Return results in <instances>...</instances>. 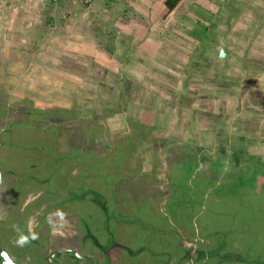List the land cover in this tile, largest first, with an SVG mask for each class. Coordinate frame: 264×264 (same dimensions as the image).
<instances>
[{"label": "rangeland", "instance_id": "rangeland-1", "mask_svg": "<svg viewBox=\"0 0 264 264\" xmlns=\"http://www.w3.org/2000/svg\"><path fill=\"white\" fill-rule=\"evenodd\" d=\"M100 2L0 0V212L8 205L11 209L0 227V246H5L10 224L18 221L16 203L23 201L28 189L68 198L84 183L80 190L98 185L109 209L85 199L70 203L83 216H93L90 226L99 222L110 231L96 233L104 246L128 239V246L146 245L159 252L160 241L169 240L164 233L152 232H165V221L175 217L169 209L175 188L169 175L170 153L179 160L185 154L196 157L201 169H194L187 184L192 194L193 189L206 190L205 198L219 181H231L252 167L251 158L259 157L264 166V61L256 53L248 55L241 53V47L225 45L230 31L215 27V16L206 7L198 10L193 0H181L171 12L164 0ZM109 3L111 10L105 9ZM52 6L61 8L51 13L47 9ZM221 48L224 59L218 57ZM48 110L58 113L50 116ZM29 113L45 117L29 119ZM84 126L92 127L96 135L89 155L80 152L85 144L70 140L82 138L79 128ZM40 135L49 140L39 139ZM94 157L99 161L87 162ZM188 163L182 161L190 175ZM105 165L119 171L105 174ZM108 174L113 175L110 185ZM253 183L252 189L245 183L241 190L258 192L264 184L262 173L257 172ZM45 194L40 191L38 201L46 199ZM177 200L188 206L183 195ZM191 204L197 210L198 202ZM63 207L61 202L55 204L56 209ZM37 209L29 207L20 216L33 220ZM182 209L176 218L185 223L178 229L185 247L246 253L242 242L224 244L229 233L225 224L219 223L215 233L209 219L224 222L229 217L218 207L209 212L202 206L195 216L191 209ZM242 209L244 215L234 220L252 221L254 215L262 219L253 209ZM108 215L123 220L119 231L135 230L139 236L113 232ZM128 220L134 221L132 225ZM252 237L248 243L257 245L264 258V234ZM248 252L247 260L224 264L254 262ZM217 257L212 255L211 262L222 261Z\"/></svg>", "mask_w": 264, "mask_h": 264}, {"label": "flooded vegetation", "instance_id": "flooded-vegetation-1", "mask_svg": "<svg viewBox=\"0 0 264 264\" xmlns=\"http://www.w3.org/2000/svg\"><path fill=\"white\" fill-rule=\"evenodd\" d=\"M40 191L45 194L44 190L39 189H28L23 193V201L16 203L20 211V214L16 213L18 221L10 224L11 232L4 235L6 238L3 239L5 246H0V249L17 264H23L29 260H32L34 264H141L140 259L148 260L144 264H224L223 260L211 262L214 254L209 251V248L205 250L200 247H185L181 239L178 237L174 239V236L167 243L160 241L159 252L152 251L146 245L128 246L125 242H130L128 239L122 240L123 244L120 242L113 246H104L96 233L101 230L105 234H110V231L105 230L102 224L100 226L99 222L90 226L93 216H83L81 209L75 208L70 203L69 197L60 198L55 196L53 191L45 194L46 199L38 201L36 196ZM57 202L64 204V207L56 209ZM6 204L8 205V202ZM9 206L4 208V212H0V227L8 220L6 218L11 216ZM29 207L39 208L35 211V213L38 211L37 214L33 213L36 215L33 220L30 215L20 216L24 215L21 212H26ZM5 212L6 214L3 215ZM106 217L114 227L113 232H121L123 236H126V232L128 237L139 236L137 234L139 231H119V223L123 220L111 218L109 215ZM129 224L132 225V223ZM99 226L103 229H99ZM152 233L163 234L164 232L153 231ZM194 233L193 231L189 234L190 238ZM39 247L40 251H38ZM172 249L175 251L172 252ZM210 249L214 250V248ZM38 252L44 260H38L39 255H36Z\"/></svg>", "mask_w": 264, "mask_h": 264}, {"label": "trees", "instance_id": "trees-1", "mask_svg": "<svg viewBox=\"0 0 264 264\" xmlns=\"http://www.w3.org/2000/svg\"><path fill=\"white\" fill-rule=\"evenodd\" d=\"M180 1L181 0H164V5L167 8V11L171 12L172 10L175 9V7L177 6V4H179ZM32 111H33V113H39L38 111H36L34 109ZM60 112L67 113L68 111L60 110ZM55 113H58V111H56V112H54L52 110L46 111V114H48L50 116H54ZM65 113H64V115H66ZM36 116L45 117V115H42V114L29 113L27 115V117L29 119H32ZM87 122L88 121H86V123ZM91 122L92 121H89V123H91ZM24 123H27V122H24ZM11 125L14 126L15 124L12 123ZM79 129H81L80 135L82 138L78 139L76 142L74 141V138H72L70 140H72V143H79L80 145L85 144L86 146H83L81 148L82 151L80 150V152L81 153L86 152L89 155L88 152L91 149L90 148L91 140H92V138H94L93 136H96V135L93 133L94 131H91L92 127H89V126L85 127L84 126V127H80ZM42 130H40V131H42ZM39 133H41V132H39ZM41 138H45V137L40 135L39 139H41ZM82 139H84V140H82ZM46 140H49V139H46ZM34 148L35 147H32V149H34ZM114 150L115 149L113 148L112 154L114 152V154L117 155L118 153H116ZM75 152L76 151H74V154H75ZM170 157H171V161L169 162L168 168H169V173H170L169 175H170L171 184L173 185V187L175 186V188L176 187H178V188L173 189L174 193L171 195H173L172 198L174 199V204L172 206H170V208H169L170 214L175 216V217H173V220L171 222L165 221V223H167L168 227H166L167 230L164 232L163 237L166 235V239L171 240V238L173 236H174V239L179 236L178 229H179V227H181V224H185V223L181 222L180 218H178V217L176 218L177 213L180 211V207L183 208L182 210H184V211L186 210L187 212L190 211V210H187V208L191 209L192 213H190V214L195 216L201 210L202 206L207 207V209L209 208V212H211L213 207L216 206L219 208V210L221 211V213L223 214L224 217H226L227 215L229 217L224 222H219L218 220L215 221L213 219H209V221L212 220L214 222L213 225L215 226V231H216L215 233L217 234L218 231L220 230L219 228H216V226H218L219 223L225 224V226H227V228L229 229L228 230L229 233L227 235V238H228L227 242H224V244L225 243L226 244L227 243L233 244L234 240H235V242H237L239 244V246H241V244L243 243L244 244L243 247H245L244 251L246 253L243 252L244 254H242V253L238 254L236 252L226 251V252H224V254H220L216 250L217 248H214L213 251L209 248V251L212 254H214V256L218 255L217 260L230 261V260H234V259L247 260L248 257H247V259L245 257L247 256V253L249 254L248 250H250V258H253V260L256 264H264V258H261V255H263V254L261 253V250L258 248V246L255 245V247H254L248 243V241L249 242L251 240L253 241L252 235L255 237H258L259 234L260 235L264 234V225H262V224H264V184L261 185L260 190L258 192L249 191V189H252V186L254 185L253 180H254L257 172L262 173V175L264 176V166H263L261 159L259 157L255 158V159L251 158V160H253L252 161L253 162L252 167H250V166L245 167V169H242L241 171H239L238 174H235V176H233L231 181H226V180L219 181V183H217L218 185L213 186V188L209 191L208 197L205 198L204 194H205L206 190L202 189V193H201L200 190L193 189L194 190L193 191L194 196H193L191 185L187 184L188 181L192 180L191 175L196 173V172H194V169L197 167H199L201 169V167L199 166V164L197 162L198 160L196 159V157L185 154L183 156V158L181 160H179L177 157H175L174 153H170ZM87 159H88L87 162L90 164L93 162L99 161L97 159V157H94L93 159L92 158H87ZM183 160L184 161L188 160V162H189L188 164L192 165L190 175L187 173L188 171L184 170V165L182 164ZM101 165H103V164H101ZM105 166H106L105 174L107 172L110 173V170L112 172L119 171L115 167H112V166L109 167L108 165H105ZM123 169L124 170L122 172H126L127 169L126 168H123ZM199 173H201V170H199ZM112 176L110 177V175L108 174L106 181H108L110 178H112ZM86 181H87V179H86ZM96 181H97V179H96ZM210 182H213V181H210ZM88 183H91V182H88ZM108 183L110 185L111 182L108 181ZM245 183H248V185H250V188L249 189L245 188L244 190H241V186H243V184H245ZM192 184L193 185L196 184V177H195V180L192 181ZM80 185H81V188H83L85 184L83 183ZM79 186H77L76 188H74V190L72 189L71 192H69L70 193V195H69L70 199H78L82 202H85V200H91L94 203H96L97 206H99V207L101 206L104 211L106 209H109L110 206L107 205V201L104 200V198L102 199V196L100 195L99 191L97 190L98 185H96L93 188H87L86 190H84V189L80 190ZM88 186H91V185H88ZM179 195L184 196L185 202L187 203L188 206L182 205L183 206L182 207L179 204V202H177L178 201L177 199L180 197ZM196 195L199 198L198 200L195 199L197 197ZM227 198H229V201L225 202V200ZM192 201H195V203L198 202L197 210L194 208V205L191 204ZM244 206H246L248 209L249 208L253 209L255 211V213L257 212L258 215L261 216L262 219L255 218V215H254V217L252 216V221H250L248 219H239V218L234 220L236 217H238L240 215H244V211L242 209V207H244ZM215 218H217V217H215ZM126 222L132 223L134 221L129 220ZM135 222L139 223L140 220L137 219V220H135ZM191 222H193V220H190V221L188 220V223H191ZM175 224H179V225L175 226ZM252 226L255 229H252L253 228ZM243 230H245V231L243 232ZM154 231H156V230H154ZM237 231H242L245 235L240 234L241 235L240 236ZM157 232H159V231H157ZM235 234H236V236H235ZM222 245H223V243H221V246ZM254 262L251 261L250 264H255Z\"/></svg>", "mask_w": 264, "mask_h": 264}, {"label": "crops", "instance_id": "crops-1", "mask_svg": "<svg viewBox=\"0 0 264 264\" xmlns=\"http://www.w3.org/2000/svg\"><path fill=\"white\" fill-rule=\"evenodd\" d=\"M97 2L103 3L104 0ZM193 2L198 10L206 7L208 14L215 16L213 19L215 27L230 31L225 45L241 47V53L248 55L256 53V58L264 61V0H193ZM60 8L52 6L47 10L55 13ZM106 8L111 10V3Z\"/></svg>", "mask_w": 264, "mask_h": 264}, {"label": "water", "instance_id": "water-1", "mask_svg": "<svg viewBox=\"0 0 264 264\" xmlns=\"http://www.w3.org/2000/svg\"><path fill=\"white\" fill-rule=\"evenodd\" d=\"M218 57L224 59L226 57V52L224 48H221ZM0 264H17L11 257L3 250L0 249Z\"/></svg>", "mask_w": 264, "mask_h": 264}, {"label": "built area", "instance_id": "built-area-1", "mask_svg": "<svg viewBox=\"0 0 264 264\" xmlns=\"http://www.w3.org/2000/svg\"><path fill=\"white\" fill-rule=\"evenodd\" d=\"M53 3H58L60 0H52ZM67 1H72V2H80L82 4H90L93 0H67Z\"/></svg>", "mask_w": 264, "mask_h": 264}]
</instances>
